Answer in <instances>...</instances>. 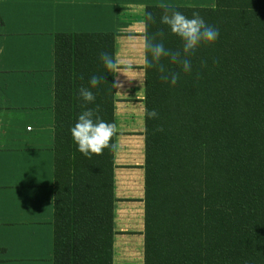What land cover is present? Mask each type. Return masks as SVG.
Here are the masks:
<instances>
[{
  "label": "trees",
  "instance_id": "16d2710c",
  "mask_svg": "<svg viewBox=\"0 0 264 264\" xmlns=\"http://www.w3.org/2000/svg\"><path fill=\"white\" fill-rule=\"evenodd\" d=\"M160 5L145 6L143 24L145 13L155 17L147 35L162 29L165 47L181 49V38L160 23ZM170 6L189 17L199 12L219 37L200 45L190 74L169 64L180 71L175 86L143 63L142 264H264V0ZM104 52L113 57L111 31L53 34L54 264H112L113 137L102 154L85 156L71 134L96 105L113 123ZM93 75L104 78L96 88ZM81 86L94 92L93 103Z\"/></svg>",
  "mask_w": 264,
  "mask_h": 264
},
{
  "label": "crops",
  "instance_id": "0c3cea01",
  "mask_svg": "<svg viewBox=\"0 0 264 264\" xmlns=\"http://www.w3.org/2000/svg\"><path fill=\"white\" fill-rule=\"evenodd\" d=\"M204 1L0 0V264H54L53 34L112 32L113 59L118 64L113 72V123L120 147L136 143L129 160H124L120 151H114L117 135L113 136L112 229L126 232L129 229L125 222L114 226L113 214L116 203L122 213V205L132 199L131 190L137 193L142 187V135L138 130V134L129 135L130 130H122L121 124L123 115L137 102L133 100L142 105L143 91L137 85L144 78L141 41L145 6L195 5ZM134 86L136 91L132 90ZM113 256L112 240V264H116ZM127 261L117 264H131Z\"/></svg>",
  "mask_w": 264,
  "mask_h": 264
},
{
  "label": "clouds",
  "instance_id": "9594fccd",
  "mask_svg": "<svg viewBox=\"0 0 264 264\" xmlns=\"http://www.w3.org/2000/svg\"><path fill=\"white\" fill-rule=\"evenodd\" d=\"M160 7L163 9L160 23L167 25L172 34L181 38L182 48L177 50L166 48L164 44L166 34L162 29L149 37L147 24L149 22L155 23V17L150 12L145 13L146 21L142 30L143 38L141 41L144 67L145 69H155L163 82L175 86L180 80V71L185 74L192 72L191 57L195 55L200 45L211 44L218 39L219 29L208 25L197 11H194L189 17L168 4H161ZM99 59L107 70L117 71L118 64L109 53H101ZM165 59L168 60V64L163 63ZM169 64L176 65L180 71L173 70ZM103 79L102 76L93 75L88 83L91 88H96ZM79 94L88 103L95 101V94L89 87L81 86ZM145 113L149 118L158 116L154 109L151 111L145 109ZM159 130L162 131L163 129ZM116 132L117 128L114 123H109L99 116V105H96L95 108H86L71 128L73 140L76 142L78 150L85 156L90 153L102 154L103 149L109 147V142Z\"/></svg>",
  "mask_w": 264,
  "mask_h": 264
},
{
  "label": "rangeland",
  "instance_id": "374dc122",
  "mask_svg": "<svg viewBox=\"0 0 264 264\" xmlns=\"http://www.w3.org/2000/svg\"><path fill=\"white\" fill-rule=\"evenodd\" d=\"M213 3L214 0H207L202 3H194V4L201 6H210ZM137 86H139L141 91H143V82L139 81V84ZM135 87L136 86H134V89L132 88V90L136 91ZM130 97H133V94ZM133 101H137V102H134L132 104L134 107L129 108L128 114L123 115L124 118L121 124V128H123L122 130H130L129 135L131 136L138 134L136 130H138L139 134L142 135V129H143L142 105L141 103L138 104V100H133ZM135 144L132 145L129 143H123L121 144L122 146L120 147L118 143V135H117L116 146L114 148V151L115 153H118V151H120L121 154L124 155V160H129V158L131 157V151L136 149V148H132L133 146H136ZM139 152L140 154L143 153L142 137L139 144ZM131 191L132 192H130V196L132 197V199H130V201L127 204L122 205L124 207V211L122 213H120L118 210V205H117L118 203L115 204V210L113 214L114 226L117 227L119 222H125L127 224L126 226L129 229V231L126 232H113V236H112L113 249H114L113 262L116 264L118 262H122V260H128L127 262H131V264H142V255H140L142 251V222H143L142 187L140 185V190L137 193L133 192V190Z\"/></svg>",
  "mask_w": 264,
  "mask_h": 264
},
{
  "label": "built area",
  "instance_id": "2783aa9c",
  "mask_svg": "<svg viewBox=\"0 0 264 264\" xmlns=\"http://www.w3.org/2000/svg\"><path fill=\"white\" fill-rule=\"evenodd\" d=\"M26 128H29V125H27Z\"/></svg>",
  "mask_w": 264,
  "mask_h": 264
}]
</instances>
